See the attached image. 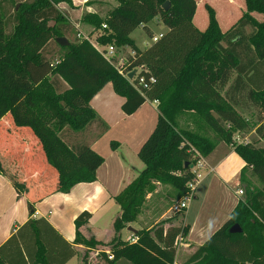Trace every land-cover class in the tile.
Listing matches in <instances>:
<instances>
[{"label": "trees", "instance_id": "trees-1", "mask_svg": "<svg viewBox=\"0 0 264 264\" xmlns=\"http://www.w3.org/2000/svg\"><path fill=\"white\" fill-rule=\"evenodd\" d=\"M165 1L169 2L167 8L163 6ZM60 2L71 4V0H27L18 7L14 5L10 16L0 0V119L22 103L52 135L58 136L67 157L47 154L48 165L56 172V191L68 192L79 182L96 179L104 158L80 135L94 122L106 129L90 106L106 83L110 82L113 91L124 98L121 110L125 114H132L147 100L159 102L155 126L137 153L144 166L115 196L120 206L113 223L115 236L109 250L98 254L106 264H174L176 240L189 231L182 221L165 226L166 220H160L150 229H139L134 234L135 242L121 240L118 233L136 221L147 194L157 184L173 186L182 198L193 177L192 149L203 156L214 149L215 145L203 136L176 128V115L193 111L234 146L261 188L245 192L230 216L184 264H264V150L234 142L235 133L245 127L236 109L243 98L259 102L263 122L257 131L264 136V0H244L245 10L226 31L221 30L209 5L207 27L199 30L194 25L196 0H118L104 17L84 14L82 19L93 26L92 32L102 30L95 38L97 42L116 48L128 46L133 52L125 59V71L139 69L146 79L154 78L143 95L90 40L80 38L64 46L56 41L57 37L68 40L74 29L56 6ZM252 13L261 14L262 19ZM157 16L166 31L140 49L131 32L142 26L148 33V22ZM103 23L105 29L101 28ZM51 43L62 50L54 64L46 57ZM36 136L45 151L44 138L37 132ZM110 146L115 149V142ZM70 167L76 170L68 174ZM183 213L179 212L181 217ZM89 217L90 213L83 211L74 220L76 243L87 247L100 243L94 237L83 238L79 231ZM235 223L241 232L229 231ZM0 264H9L1 254Z\"/></svg>", "mask_w": 264, "mask_h": 264}, {"label": "crops", "instance_id": "crops-1", "mask_svg": "<svg viewBox=\"0 0 264 264\" xmlns=\"http://www.w3.org/2000/svg\"><path fill=\"white\" fill-rule=\"evenodd\" d=\"M194 17L195 14L194 25L199 30H204L207 24L197 26ZM165 29L166 27L158 34L164 33ZM158 34L154 33L152 36H158ZM124 47L130 49L128 46ZM129 51L132 55L133 52ZM103 88L90 101V106L95 111H97L95 103L101 100ZM121 98L120 108L124 101V98ZM147 101L154 104L152 101ZM145 103L146 101L132 114H125L122 111L123 115L114 123H109L96 112L97 118L105 124L106 129L103 130L99 122H94L81 133L80 137L100 154L104 161L97 168L94 181L79 182L68 192L56 191V172L47 162V154L58 158L66 155V150L58 140V136L52 135L22 103L17 104L12 112L0 119V162L2 164L0 171V247L2 246V250L0 254L9 264H33L34 261L42 264H60L65 260L63 264H106L100 254H97L102 259L100 262L98 260V262L90 263L87 260L88 254L94 255L98 250L93 249L94 253L93 250L87 252L90 247L76 243L74 220L83 211L90 213L87 223L79 228L83 238L94 237L101 243L115 236L113 223L120 213V206L116 203L115 196L137 176L138 167L133 165L137 164L135 157L156 123H152L142 114ZM154 108L158 115L155 104ZM113 130L116 136L110 138L108 145L107 136L109 134L112 136ZM36 132L47 144L45 151L41 147V142L38 141ZM92 134L95 136L92 137ZM111 141L115 142V149L110 146ZM204 159L207 163L205 179L211 172L217 174V168L222 167L226 160H230L233 168L236 169L232 175H238L232 187L235 198L219 216L216 214L203 218V215H199L198 218L201 217L202 220L191 224L188 223L190 212L187 207L182 217L178 212V218H164L166 209L158 206L156 200L153 201V197L159 192L161 186L157 184L154 191L147 194L136 221L119 231L120 239L135 242L131 239L135 237L137 230L150 229L161 219L166 220L165 226L182 221L183 225L189 226V231L177 246L174 264H184L189 256L230 216L237 202L243 199V195H237L236 190L254 182L250 170H247L243 176L245 162L233 150L222 153L218 146ZM75 170L76 168L70 167L67 172L71 174ZM217 177L221 178L219 174ZM203 181L201 180L197 185L195 199L201 195L203 200L213 190L214 185L211 179L200 190L199 185ZM243 191L245 194L244 188ZM179 199H172V202ZM129 226L135 232L129 230ZM9 238L11 240L7 242ZM73 250L75 253L71 256ZM104 250L108 251L109 247Z\"/></svg>", "mask_w": 264, "mask_h": 264}, {"label": "rangeland", "instance_id": "rangeland-1", "mask_svg": "<svg viewBox=\"0 0 264 264\" xmlns=\"http://www.w3.org/2000/svg\"><path fill=\"white\" fill-rule=\"evenodd\" d=\"M1 1H3L5 12L12 16L11 14L14 11L13 6L15 5L16 7H18L20 5V2H24L27 0ZM117 5L118 0H71V4H68L66 2H60L56 4V6L63 12L65 17L74 27L73 32L68 34V40L70 43L78 42L80 38L86 35H89L91 39H95L98 35V32H102L101 29H97L96 32H92V30L94 29L93 26L86 23L82 19L84 14L95 13L99 17H104L107 12H109ZM206 5H209L214 9L216 19L222 31H226L228 28H230L245 10L244 0H196L194 20L197 26L203 23L208 24ZM252 15L258 20L262 19L261 14L252 13ZM160 22L161 19L159 16L149 21L148 33L143 29L142 26H139L135 30H133L131 36L135 43L141 48H145L147 45L151 44L153 42L151 35H154V33L158 34L165 28L164 24ZM101 28L103 29L102 26ZM250 30L251 29L249 27L246 28L247 32H250ZM79 34L81 37L78 36ZM116 50L117 52L115 56V62L116 65H118L121 62H125V57L130 54V49H127L123 46V48L121 47V49L118 48ZM46 53V57L50 60L51 64H54L60 57L62 50L51 43V45L48 46ZM52 79L53 76L50 75L49 80ZM61 83L62 85H64V87H66L64 81H61ZM103 87L104 88L102 90V95H100L101 100L98 103H95L97 110L96 112L104 117L107 121H109V123H114L115 121H119L120 116L123 115V112L120 108V101L122 98L114 93L112 84L110 82L106 83ZM240 101L241 102L236 106V109L244 119L245 127L238 133H235V136L240 137L238 139L239 141H246L247 144L264 150V136H262L261 133L257 131V128H259V126H261L263 122L261 118L262 110L260 108L259 102H252L251 100L244 98ZM142 114L144 116H147L152 123H155L157 120L158 115L156 113V109L154 108V104H152L151 102L146 101ZM175 125L176 128L181 131H186L192 134L203 136L207 140L211 141L213 145H215L214 148L219 146L222 150V153L231 150L236 153V151L234 150V146L231 143H228L221 139V137L217 133L212 131L193 111H183L177 114ZM226 127H228L227 123ZM234 132H236V130H234ZM111 134L112 136L110 134L107 136L108 145L110 142V138L116 136L114 134V130ZM94 136L95 134H92V137ZM88 137L91 136L88 135ZM135 159L137 164L133 165L137 166L138 171H140L144 166L143 162L137 156L135 157ZM244 168V171H242L243 176L246 174L245 172H247V170H250V174L254 179L253 184L248 183L245 186L243 185L246 193L249 191V189L259 190L261 188V184L253 175L251 168L247 167L246 165ZM206 170H203V172H206ZM235 171L236 169L233 168L232 162L230 160H226L223 163V166L217 168L216 170V173L219 174L221 178L217 177V174H214L213 172L208 174L206 179V176H204V178L202 179L204 180L203 183L199 185L200 190L205 186V184H207L206 182L209 179H211L213 182V190L203 200L201 195H199L198 199L193 198L188 203L187 207L189 208L190 212L188 223L195 224L197 221L202 220L201 217L198 218L199 215H203V218H208L216 214L217 216H219L220 213L223 212V209L225 207H228V205L233 202L235 197L232 191V187H234L238 178V175H232L233 173H235ZM159 189V192L153 197V201L156 200L158 206H163V208L166 209L163 217H169L171 219L178 218V212L172 211L170 207L173 205L172 199L180 198L179 193L173 186L170 185H161ZM246 193L243 194V198L245 197ZM111 240L112 238L107 242L97 243L96 245H89L90 250L87 252H90L93 249H97L98 251L97 253H94L93 250L92 252L94 253V255L91 253L88 254L87 260H89L90 263H92L93 261L98 262V260L99 262L102 261L101 257H99L97 254L98 252L108 248L110 246Z\"/></svg>", "mask_w": 264, "mask_h": 264}, {"label": "built area", "instance_id": "built-area-1", "mask_svg": "<svg viewBox=\"0 0 264 264\" xmlns=\"http://www.w3.org/2000/svg\"><path fill=\"white\" fill-rule=\"evenodd\" d=\"M103 29L106 28V24H102ZM161 34H158V36H153L152 41L157 40ZM79 37L80 34L78 35ZM82 38H86L91 41V43L102 53V55L109 60L112 64H115V66L118 68V71L120 74H122L124 77H126L132 84L133 86L143 95V90L148 88L149 84L154 81L153 77H149L146 79L143 75L139 74L140 70L136 69L134 70L133 76L129 79L127 77L128 73L130 71H125L123 68L125 62H121L118 65H116L115 62V56L118 48H116L112 44H100L99 42L96 41V39H91L89 35L83 36ZM132 71V70H131ZM156 106L158 105V100H153L152 101ZM240 137L239 136H234V142L235 143H247L246 141H239ZM192 156L195 159L194 163L191 164V171L193 173L192 179L187 183V192L186 194L179 200L175 201L173 205L170 207V209L174 212H180L182 210H185L188 206V203L194 198L195 195V190L197 188V185L199 182L202 180L204 177L205 173L203 170L207 169V163L204 159V156L197 150V149H192ZM244 191L243 188H238L236 190L237 195H243ZM183 237L179 236L176 240V246L179 245L181 239ZM131 241H136V237H133ZM108 258H111L109 256ZM242 264H247V263H242Z\"/></svg>", "mask_w": 264, "mask_h": 264}, {"label": "water", "instance_id": "water-1", "mask_svg": "<svg viewBox=\"0 0 264 264\" xmlns=\"http://www.w3.org/2000/svg\"><path fill=\"white\" fill-rule=\"evenodd\" d=\"M168 4H169V2H168V1H165L164 4H163V6H164L165 8H167V7H168ZM56 41H57L60 45H62V46L67 45V44L69 43V41L67 40L66 37H57V38H56ZM133 74H134V70L130 71V72L128 73L127 77L130 79V78L133 76ZM190 168H191V165H190ZM128 229L131 230V231H133V232H135V230H134L132 227H130V226L128 227ZM241 230H242L241 227H240L237 223L233 224V225L230 227V229H229V231H230L231 233L241 232Z\"/></svg>", "mask_w": 264, "mask_h": 264}]
</instances>
